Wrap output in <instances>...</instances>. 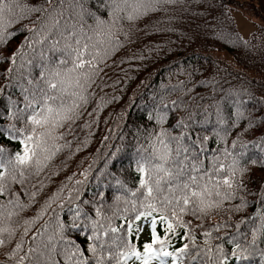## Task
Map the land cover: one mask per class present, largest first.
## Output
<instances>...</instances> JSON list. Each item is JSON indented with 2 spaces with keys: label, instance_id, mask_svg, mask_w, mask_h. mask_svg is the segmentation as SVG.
<instances>
[{
  "label": "trees",
  "instance_id": "16d2710c",
  "mask_svg": "<svg viewBox=\"0 0 264 264\" xmlns=\"http://www.w3.org/2000/svg\"><path fill=\"white\" fill-rule=\"evenodd\" d=\"M22 2L43 4L48 8L50 5L59 4L61 0ZM73 2L74 0H63L67 11L60 21L61 25L74 20L71 8ZM80 2L107 18L106 9L98 7L104 0ZM237 12L254 21L255 30L248 37H243L237 29L234 17ZM40 16V12H35L22 23L29 27L33 23L39 26L37 17ZM87 22L91 23V18H87ZM121 24L131 33L132 42L118 48L98 63V74L88 87V102L80 108L79 118L71 122V129L68 122L57 129L58 132L67 133L58 143L70 141V146L57 152L41 173L32 175L23 186L12 185V191L19 194L20 200L28 203L24 189L31 191L34 187L39 188L38 182L43 177L51 179V183H47L35 197L36 202L22 210L17 219L35 215L36 208L56 189L60 181L65 180L71 173H76L75 179H83L79 173L91 165L88 183L83 186L84 191L81 193L82 200L77 201L91 220L97 221L96 238L90 242L95 244L97 255L103 257V264H117V261L119 264H141V260L131 255L126 256L127 260L119 259L122 250L128 252L130 247H134L143 253L144 243H151V236L144 241L136 240L133 226L143 218L136 219L144 197V191L139 185V174L136 172L135 162L140 154L136 147V130L143 126L158 131L159 127L155 125V121L148 120V113L155 108L160 96L165 95L169 100L180 97L183 106L170 111L169 119L162 126L169 128L175 135L182 130L173 127L177 119L184 117L186 123L192 124L193 121H201L207 117V124H192L189 130L192 139H196L197 133H200L201 139L205 135L208 136L205 148L209 154H212V150L225 148L233 153H243L241 167L248 169L245 173L237 174V179L243 183V187L236 189L231 200L224 201L222 206L212 209L200 219L197 218L200 214L193 215L191 211L180 215L182 222L188 227V236L184 235L183 227L176 225V234L169 233L165 237L164 228L157 224V235L166 240L165 247L169 252L176 253L177 248L188 245L182 252L176 253L177 264H208L210 259L215 260L217 257V244L222 245L225 252L230 254L232 245L229 240L235 239L241 244L245 239L251 240L252 229L260 222V216L253 214L257 209L264 213V196L261 195L264 190V165L250 163L251 160L264 159V0H173L172 3L164 4L160 10L150 12L135 21L122 19ZM11 27L17 29L20 24ZM28 35L27 31L18 32L9 38L6 44L0 43V57L10 56ZM54 36L55 33L49 40ZM120 39H124L123 35ZM62 44L63 41L61 47ZM149 48L152 49L151 52L146 50ZM138 50H141L145 57L143 60L126 59L137 54ZM36 51H39V47ZM44 51L54 59L62 55L60 52L49 51L47 42ZM9 63L8 60L0 59V113H4L0 116V129L10 122L19 127L17 121L7 119V109L10 103L13 110L23 107L24 104V95L19 84H26V80H13L6 74ZM38 75L39 71L34 67L33 76ZM178 81L183 82L182 87L178 85ZM201 81L202 83H198ZM173 86H176L175 90ZM114 96L119 99L112 100ZM101 98L105 103L97 114L94 109L97 100ZM214 102L219 104L225 121L223 125L217 122ZM237 111L243 115H234ZM85 121L89 122L87 127L83 126ZM233 122L235 126H232ZM222 129L226 131V138L217 142L215 131ZM86 137L87 147L75 151L76 146ZM233 140H236L235 145ZM139 143L146 145L147 141L141 137ZM0 147L7 149L11 154L19 145L0 140ZM70 152L74 154L66 161L67 167H64L62 162H65V157L69 156ZM220 158L224 159L222 152ZM58 168L59 171L53 175ZM117 180L120 181L119 184ZM161 188L162 191L154 192L158 204L168 191L167 183L163 182ZM100 192L106 193V198H101ZM117 196L120 197L119 200L115 199ZM241 197L246 204L236 210L234 206L241 203ZM7 198L9 197L0 196V200ZM83 200H94L95 206L85 205ZM58 203L59 201L53 203L50 210L57 208ZM97 207L100 209L99 217L96 215ZM70 208L71 205L66 202L60 213L62 220L67 221L71 215ZM49 219L51 218L45 215L30 228L24 238V251L32 246V233ZM54 224L53 221L49 230ZM218 224L225 226L215 227ZM80 231L85 229L81 227ZM87 232L92 234L91 223ZM205 232L209 234L205 236ZM260 233L256 247L264 249V229H261ZM20 234L21 229H17L12 241L5 247H0V262L8 260L4 252L6 248L14 246ZM67 235L78 244L86 239L78 238L72 233ZM205 240H208L207 245ZM153 247L159 249L160 244L156 243ZM208 249H211V256ZM85 255L91 257L92 253L85 251ZM38 256L36 253L33 260ZM251 259L253 264H261L259 256ZM149 264L160 262L153 258ZM165 264H169V260H166Z\"/></svg>",
  "mask_w": 264,
  "mask_h": 264
},
{
  "label": "snow or ice",
  "instance_id": "6c2138e0",
  "mask_svg": "<svg viewBox=\"0 0 264 264\" xmlns=\"http://www.w3.org/2000/svg\"><path fill=\"white\" fill-rule=\"evenodd\" d=\"M172 2L173 0H131V2L130 0H104L98 5L100 9L107 11V18H104L85 7L80 0H74L71 5L74 20L66 21L64 25H61L60 21L67 11L63 0L48 8H45L43 4H29L22 0H0V43L6 44L8 39L17 35L18 32L29 33L10 56L0 57L10 62L5 70L6 74L13 80H26V84H19L24 95L23 107L13 110L10 103L6 114L7 119L17 121L19 127L16 123L10 122L0 129V140L7 143L15 142L19 145L18 149L11 154L7 149L0 147V196L9 197L0 200V247L8 245L16 236L17 229H21V234L14 246L10 249L6 248L4 252L8 260L0 264H9V262L10 264H93V259L95 264H103V257L97 255L95 244L90 242L96 238L97 221L91 220L77 203L82 200L81 193L84 191L83 186L88 183L91 165L79 173L83 179H75L76 173H71L65 177V180L60 181L56 189L36 208L33 216L17 219L22 210L36 202L35 197L47 183H51V179L43 177L38 182L39 188L34 187L31 191L24 189L28 203H23L19 194L12 191V185L23 186L32 175H39L57 152L70 146V141L58 143L67 133L58 132L57 129L65 122H68V127L71 129V122L79 118L80 108L88 102V87L98 74V63L108 58L118 48L132 42L131 33L124 29L121 20L135 21L150 12L160 10L164 4ZM35 12L41 13V16L37 17L40 21L39 26L33 23L29 27L22 23ZM87 18H91L92 22L88 23ZM18 23L20 27L12 29L11 26ZM53 33L55 36L49 40ZM121 35L124 37L123 40L120 39ZM61 41H63L62 47ZM45 42L49 51L60 52L62 55L55 59L50 56L44 51ZM37 47L39 51H36ZM146 50L152 51L150 48ZM144 58L141 50H138L137 54L126 57V59L137 60ZM34 67L39 71L38 76H33ZM177 83L182 87V81ZM175 88L176 86H173V90ZM111 99L115 100L119 97L114 96ZM104 103L103 98L97 100L94 109L97 114ZM181 106H183V100L180 97L169 100L165 95L160 96L155 108L148 113V120L150 122L154 120L159 130H149L143 126L136 130V147L140 150L139 158L135 162L136 172L139 174V185L144 191L143 200L140 202L141 210L136 219L151 217V243H144L143 253L134 247H130L128 252L122 250L119 254L120 260L131 255L141 260V264H149L153 258L158 259L160 264H165L164 257L171 256L172 264H177L176 253L182 252L188 245L177 248L176 253L169 252L165 247L166 240L157 235V224L164 228L165 237L169 233L176 234V225L183 227L184 235L188 236V227L182 222L181 214L191 211L193 215L200 214L197 216L200 219L203 215L209 214L212 209L222 206L224 201L231 200L236 189L243 187V183L237 179L238 173L248 171L247 168L241 167L243 153H233L225 148L219 151L212 150V154H209L205 148L209 137L205 135L201 139L200 133H197L196 139L193 140L189 134L192 124H207V117L201 121H193L192 124L186 123L184 117L177 119L173 127L182 130L175 135L169 128L162 126L169 119V112ZM214 106L218 124H225L218 102H214ZM3 115L4 113H0V116ZM89 115L91 116L92 113ZM234 115L242 116L243 113L237 111ZM88 123L85 121L83 126L87 127ZM232 126H235V122ZM215 135L219 142L226 138V131L223 129L215 131ZM141 137L146 139V145L139 143ZM232 143L235 145L236 140ZM81 147H87V137L76 146L75 151H79ZM221 152L224 156L223 160L220 158ZM73 154L70 152L69 156L65 157V162H62L64 167H67L66 161ZM250 163L264 165V159L251 160ZM57 171L59 168L53 172V175ZM97 178L99 179V175ZM163 182L167 183L168 191L158 204L154 192L162 191ZM117 183L119 184L120 181L117 180ZM261 195L264 196V190ZM99 196L106 198V193L100 192ZM115 199L119 200L120 197L117 196ZM57 201H59L57 208L50 210L51 205ZM66 202L71 205L69 209L71 215L67 221L62 220L60 215ZM82 202L85 205L95 206L94 200ZM245 204L246 201L241 197V203L234 207L240 210ZM135 210V201H133V211ZM257 214L260 216V222L252 229L251 240L245 239L242 244L237 243L235 239L229 240L232 245L230 254L225 252L222 245L217 244V257L215 260L210 259L208 264H253L251 258L254 256H259L261 264H264V249L256 247L258 236L261 234L260 230L264 229V213L257 209L253 215ZM45 215L51 219L46 220L41 228L32 233L30 237L32 246L24 251L25 236L30 228ZM96 215L100 216L98 207ZM53 221L54 227L49 230ZM89 223L92 227L91 235L87 232ZM222 226L225 225L218 224L215 227ZM81 227L85 231H80ZM67 233L75 234L78 238L86 237V239L78 244ZM208 234V232L204 233L205 236ZM156 243L160 244L159 249L153 247ZM205 244H208V240H205ZM85 251L92 253V256H86ZM208 252L211 256V249H208ZM36 253L39 256L33 260Z\"/></svg>",
  "mask_w": 264,
  "mask_h": 264
},
{
  "label": "rangeland",
  "instance_id": "374dc122",
  "mask_svg": "<svg viewBox=\"0 0 264 264\" xmlns=\"http://www.w3.org/2000/svg\"><path fill=\"white\" fill-rule=\"evenodd\" d=\"M235 18H236L235 21H236L237 29L243 37H248L250 33L255 30L253 21L247 18L246 16H244L242 13H236ZM146 226L150 227V222L147 220H144L140 224L136 225L135 227L136 234L138 235L137 237L139 239H145L146 237L145 227Z\"/></svg>",
  "mask_w": 264,
  "mask_h": 264
}]
</instances>
